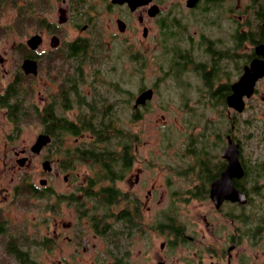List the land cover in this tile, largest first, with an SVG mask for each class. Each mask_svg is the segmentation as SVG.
Here are the masks:
<instances>
[{
	"label": "flooded vegetation",
	"instance_id": "af4514ba",
	"mask_svg": "<svg viewBox=\"0 0 264 264\" xmlns=\"http://www.w3.org/2000/svg\"><path fill=\"white\" fill-rule=\"evenodd\" d=\"M4 5L14 6L21 16L20 29L27 33L11 45L10 54L0 53V116L13 126L9 132L0 134V177L11 174L14 178L21 172L15 182H10L12 186L0 187V251L21 253L18 258L11 254L14 264H46L35 256L28 257V250L43 247L42 237L34 233L42 221L35 214L26 224L23 215L27 213L22 209L24 206L39 209L38 194L44 192L50 194L51 216L55 218L52 243L44 247L54 250L59 240L77 239L79 243V231L68 232L75 224L61 217L62 205L72 217L85 216L90 222L91 205L86 201V206L78 207L75 199L88 197L85 188L95 172L79 175L71 171L80 162L89 169L98 166L92 157L101 156L106 150L107 123L117 126L120 162L123 155L128 158V153L123 152L124 131L119 125L124 117L131 122L143 117L140 109H145L153 97L155 85L137 84L129 89L123 86L126 80L118 74L115 79L107 78V73L115 74L113 66L118 64L108 62L107 50L114 43L124 53L116 55L117 58L123 56L135 63L129 75H142L154 53L161 72H173L181 80L179 85L190 84L185 75L190 72L197 83L189 87L195 94L185 96V103L194 101L200 105L199 109L210 104L217 118H213L209 130L197 133L195 144L192 143L195 147H184L188 150L184 154L188 166L164 172L166 190L162 187L159 194L153 188L154 182H150L152 174L144 175L148 168H131L136 161L137 133L126 137L131 143L129 165L121 168L120 163L114 188L100 192L99 187L110 185L108 180L91 186L98 197H111L115 192L110 209L103 208V212L97 213L102 215L105 230L101 227L102 233H97L90 222L94 234L103 242L101 247L92 246L98 249L92 263L150 264V249L134 251L132 243L156 232L163 239L155 264H250L249 254L237 251L238 237L249 235V223L255 221L253 232L264 234V213L251 214L247 210L251 198L248 182L254 180L250 172L252 168L256 173L257 168H264V148L261 157L245 154L244 141L236 133L239 129L236 119L245 112L258 89L264 103V0H0V10ZM35 34L39 40L32 46L29 40ZM26 61L25 66L36 70L26 71ZM252 66L253 71L261 73L251 94L242 96L243 108L238 110L228 104L227 97L234 91V83ZM144 91H149L150 97L138 99ZM252 118L264 124V108ZM191 119L188 116L185 122ZM216 119L222 120V127L217 126ZM249 120L245 118V122ZM24 121H33L36 131L33 140L20 144L17 131ZM262 130L261 133L249 130L245 137L258 138L264 144ZM38 137L34 150L32 146ZM230 143L237 144L241 168L227 175L228 159L222 153ZM30 168L38 169L39 184ZM60 172L69 181L82 176L75 192L60 193L49 184V175ZM171 175L178 177L181 186L172 184ZM41 178L46 182L40 183ZM217 182L223 187L233 185L243 193L244 201L223 196L225 190L220 187L213 193V184ZM219 196L223 197L217 205ZM166 197H171L173 206L167 205L148 217L150 206L144 205L145 202L160 203ZM176 202L209 206L210 214L201 213L199 221L204 222V233L211 239L202 244V239L187 229ZM192 209L197 211V207ZM125 213L130 217V227L122 220ZM214 217L231 221L232 230L223 236V245L217 242ZM113 230L116 244L104 235ZM126 235L129 239L123 244ZM78 246L75 260L76 254L89 248L84 238L80 250ZM138 256L142 263L138 262Z\"/></svg>",
	"mask_w": 264,
	"mask_h": 264
},
{
	"label": "rangeland",
	"instance_id": "374dc122",
	"mask_svg": "<svg viewBox=\"0 0 264 264\" xmlns=\"http://www.w3.org/2000/svg\"><path fill=\"white\" fill-rule=\"evenodd\" d=\"M13 7L14 6L12 5H4L0 10V53L10 54L11 45L14 42L23 39L27 33L25 30L21 31V29L16 27L15 21L18 18V14ZM99 37L104 38L103 35H99ZM121 50L122 49H120L119 45L114 43H112V48L109 47L107 50V56L110 55L108 62H118L115 74L109 72L107 73V78L115 79L116 74H118L121 78L126 80L122 83L123 86H129V89L135 88L137 84L144 86H149L151 84L155 85L153 97L149 100L145 109H140V111L143 112V117L137 122L128 121L124 117L123 122L119 126L123 128L128 135L137 133L139 138V140H136V161H134L133 167L131 168H148L144 170V175L152 174L150 182H154L155 186L152 185L154 190H156L157 193L161 190L160 193H162V187L166 190V183H163L164 172L169 168H183L184 165L188 166L187 160L184 156L185 152L188 150L184 147L187 146V148H189L192 143L195 144L197 133L202 131V129L203 131H206L207 129L209 130L210 127H212L213 118H217V116L212 112L210 104L207 107L202 106L201 109H199L200 105L194 103V101L190 100L189 102L188 100V103H185V96H188L189 94L194 96L195 94L194 89H189V87H194L197 83L196 78L192 77L190 72L185 74L191 80L189 81L190 84H186L185 86L179 85L181 80H179V82L178 77H176L173 72H166L164 74L161 72L162 69L157 65L156 62L158 61H156L157 59L154 53L152 55L153 57L150 59L151 64L142 70V75L139 73L135 76L127 73L122 74V67L127 71H130L135 63L123 56L117 58L116 55L121 52L123 53ZM113 100L115 99L113 98ZM263 108L264 103L261 101V91L258 89L256 94L250 98V103L245 112L240 113L236 119L239 127V129L236 130V133L244 141L243 145L245 147V154L251 157L261 154L263 152L261 149L264 148V144L261 143L258 138L252 137L247 140L248 137L245 136H247L246 134H248L249 130H251V133H261L263 131L262 128H264V124L257 119L253 120L252 118L253 115L259 116ZM124 112H126V110ZM125 115L126 113H123V116ZM188 116L192 119L190 122L186 123L185 121ZM245 118H250V120L245 122ZM215 123L218 127H222V120L220 121L216 119ZM12 127V124L8 123V121H5L3 117L0 116V134L9 132ZM35 131L36 126L33 121H24L23 123H20V129L17 131V133L20 134L18 137L20 144H25L26 142L33 140ZM192 146L195 147V145ZM262 155L263 154H261L260 157ZM30 169L35 172L34 180L39 184L38 169ZM71 172L78 173L79 175H87L88 173L93 174V170L89 169L82 162L76 163V168ZM19 174L17 177H19ZM64 174L65 173L61 172L58 174H50L49 184L60 193H67L69 190H74L75 192L76 186L82 183V176L74 178L73 182L65 180ZM171 176L174 180L172 184L175 183L177 186H181L178 177L175 175ZM250 176H252L254 180H252L253 182H248L251 198L247 210H249L251 214L264 213V172L259 176L258 173L255 172V169L252 168ZM17 177L15 176L14 178H11V174H8L6 178L0 177V187L12 186L10 182H15ZM150 177L151 176H149L148 179ZM180 182L183 183L182 181ZM158 185L160 188H158ZM168 191L172 192L174 189H169ZM42 200L50 201L49 208L47 207V209L41 210L43 207H41V209H34V207L26 208V206H24L22 209H25V213L27 214L23 215L22 212V215L25 217L24 222L27 224V221L33 220V216L37 214L42 222L40 223L38 230H35L34 233H37V237L39 236V238L47 235L51 239V230L55 226V218L54 216H51L52 199L50 196L49 198L38 199L37 202L40 206H42ZM172 203L173 201H171V197L168 199L166 197L160 203L153 200L152 202L146 201L144 205L150 206V210L146 213H148V217H151L156 215L160 209H164L167 205L172 207ZM175 205L178 210L182 212L183 220L186 222L187 229L192 231V233L195 232L197 238L202 239V244L211 239L210 235L204 233L206 231L204 222L201 223L199 221L202 215L201 213L205 214L208 212L207 215L210 214V209H208L209 206L207 204L203 203L199 204L200 206H196L195 204L184 205L181 202H176ZM192 207H197V211L193 210ZM62 209L64 211L61 215L62 219H70V221L75 224L74 228H69L68 232L72 231L73 233V231H79V243L77 242V239L71 242L59 240V245L54 248V250L45 248L44 246L37 250H28V257L35 256L37 260L45 262L46 264H93L92 261L98 249H93L92 246L101 247L103 245L101 238H98L94 234L91 223L85 216L76 219V216L72 217V214L67 212L64 205H62ZM226 209H228V206ZM12 212L14 214L16 213L13 209ZM213 219L216 225V235L219 237L217 242L219 245H223V236H226V234L232 230L231 221L221 217H214ZM255 222L249 223V235H246L245 233L238 237L239 242L237 251L240 252L239 254H246L247 252L250 256V264H264V234L253 232ZM27 232L29 233V231ZM82 238L87 240L89 248H87L86 251H83L82 254H76L75 260L74 253H78L75 249L79 244L77 250H80ZM139 238V241L132 243L134 245L132 250L136 251L138 248H141L142 250L146 248L148 250L150 249V255H148L152 260L150 264H155L157 260L156 255L159 250H161L160 241L163 237L156 232H151L147 237L141 236ZM195 244L198 245L200 243H194V245ZM137 259L139 263H142L140 256H138ZM57 260H62L63 262L58 263ZM0 264H14L13 258L0 251Z\"/></svg>",
	"mask_w": 264,
	"mask_h": 264
},
{
	"label": "trees",
	"instance_id": "16d2710c",
	"mask_svg": "<svg viewBox=\"0 0 264 264\" xmlns=\"http://www.w3.org/2000/svg\"><path fill=\"white\" fill-rule=\"evenodd\" d=\"M15 25L17 28H21L22 23H21V16L18 15V18L15 21ZM115 69L117 67V65L113 66ZM122 70V74L127 73L129 74V71H127L124 67L121 68ZM117 126L115 125H110L109 123H107V136H106V150L104 152V154H102L101 156H96V157H92L93 161L96 162V164L98 165L97 168H92L93 170V174L94 176H91L88 178L89 183L87 184L86 188H85V195L88 197L85 198H76L75 199V203L78 207H84L86 206V201L89 202V204L91 205V210H90V214H89V220L92 223L93 228H95L96 232L101 234L103 229L105 230V227L103 226L104 222L102 219V215H98V212H103V208L105 209V211H107V209H110V204L114 202V198H115V192L114 194L109 197L108 195L106 197H98L96 193H94L93 191H91V186L94 183H101L103 180H108L110 182V185L106 186V187H99L100 192L103 191L102 189H105L107 191L108 188L112 189L114 188V182H115V178L116 175L119 173V168H120V163H122V167L121 168H127L128 167V163L127 161L129 160V152L131 151V143L126 140V137H128L127 132L124 131V129L122 128L123 132V152H127L128 153V158L124 157L123 155V162H120L119 157H118V149H117V145H118V134L116 133V131L118 132V130L116 129ZM128 143V144H126ZM258 172V175L261 176L264 172V168H257L256 169ZM26 197L27 195L24 194ZM39 199L42 198H49L50 194L49 192H44L41 194H38ZM49 200L44 201L42 200V206H39V209H41V207H43L41 210L47 209V207L49 208ZM113 213V212H111ZM117 219H119V216H116ZM44 220V219H42ZM122 220L127 224L128 227H130L131 221H130V217L128 216L127 213L124 214V217L122 218ZM115 221V220H114ZM109 224V223H107ZM106 224V226H108ZM103 229H102V228ZM106 233V232H105ZM114 230L113 232L110 231V233L108 232L106 235L107 237L109 236L110 238V243H114L116 244V237L114 236ZM129 239L128 235L125 236L123 244L127 243V240ZM51 239L49 238V236H43L42 237V241L41 244L42 246H50L51 244ZM10 254H6L11 256L12 255H16L17 258L21 255L20 254H16L13 252H9ZM27 258V252L24 251L22 252V259H26Z\"/></svg>",
	"mask_w": 264,
	"mask_h": 264
},
{
	"label": "water",
	"instance_id": "95a60500",
	"mask_svg": "<svg viewBox=\"0 0 264 264\" xmlns=\"http://www.w3.org/2000/svg\"><path fill=\"white\" fill-rule=\"evenodd\" d=\"M39 40V36L38 35H32L30 37L29 43L32 46H35L38 43ZM27 63V61L24 64V69L26 71H35L36 68L32 67V66H25ZM253 66L249 67L245 70V72L243 73V75L234 83L233 88L234 91L228 95L227 97V102L229 105H232L233 107H235L238 110H241L243 108V99L242 96L244 94L246 95H250L253 89V84L255 79L260 75L261 72H257V71H253ZM149 91H144L143 93L140 94L138 99H145L146 97H150V94H148ZM38 141H36L33 146L32 149L36 150L37 149V145L39 142V137L37 139ZM223 156L226 157L228 159V164L226 166L227 170H226V174H230L233 172L235 168H241L240 166V162L238 159V149H237V144L236 143H230L224 150H223ZM229 168V169H228ZM44 169H49V168H44ZM231 170V171H230ZM225 174V176L227 177V175ZM225 177V178H226ZM221 180V179H220ZM46 180L41 178L40 179V183H45ZM221 183L217 182L213 184V188H212V192L215 193L218 190H225V193L223 194V196L226 197H230L232 199H238L241 201H244V195L243 193H241L238 189L234 188L233 185H229L228 187H223L222 185H220ZM219 185V186H218ZM220 187V189H218ZM223 187V188H222ZM215 195V194H214ZM223 196H219L217 197L216 204L218 205V203L221 201ZM216 197V195H215Z\"/></svg>",
	"mask_w": 264,
	"mask_h": 264
}]
</instances>
